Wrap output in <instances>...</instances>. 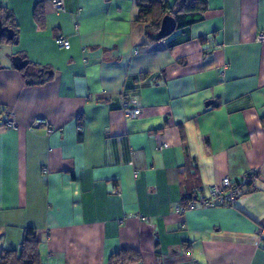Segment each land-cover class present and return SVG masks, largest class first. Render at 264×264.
<instances>
[{
  "label": "crops",
  "instance_id": "obj_1",
  "mask_svg": "<svg viewBox=\"0 0 264 264\" xmlns=\"http://www.w3.org/2000/svg\"><path fill=\"white\" fill-rule=\"evenodd\" d=\"M207 3L151 40L137 0H0L17 36L0 44V251L34 227L43 264H119L128 248L140 258L124 264H264V0ZM251 171L232 206L175 212Z\"/></svg>",
  "mask_w": 264,
  "mask_h": 264
},
{
  "label": "trees",
  "instance_id": "obj_2",
  "mask_svg": "<svg viewBox=\"0 0 264 264\" xmlns=\"http://www.w3.org/2000/svg\"><path fill=\"white\" fill-rule=\"evenodd\" d=\"M137 6V20L145 24L148 38L151 40H153L152 33L159 30L164 15L171 14L176 21V28H182L201 21L208 9L207 0H175L172 6L167 0H137ZM35 17L42 25L43 15L39 8H36ZM4 23L7 24V21ZM14 37H17L15 31ZM14 37L9 38L5 32H0V44L14 41ZM30 82L35 83L36 81L30 80ZM190 198L187 195L183 200L187 201ZM139 258L140 254L137 250L128 248L113 254L111 262L124 264L137 261ZM0 264H43L39 251V239L34 227L23 229L22 240L18 248L0 251Z\"/></svg>",
  "mask_w": 264,
  "mask_h": 264
},
{
  "label": "built area",
  "instance_id": "obj_3",
  "mask_svg": "<svg viewBox=\"0 0 264 264\" xmlns=\"http://www.w3.org/2000/svg\"><path fill=\"white\" fill-rule=\"evenodd\" d=\"M50 4L56 11H64L65 0H50ZM259 39H264V32L259 34ZM55 43L60 49H67L70 46L69 39L62 35L55 38ZM121 104L123 112L126 116L136 117L141 111L137 101L133 98L122 97ZM34 123L44 124L48 133L52 131V128L49 127L48 121L44 118H38ZM4 124L12 129L17 128V123L10 116V114H7ZM254 173V171L244 172L239 174L236 179H231L229 176H226L222 178L219 183L208 184L205 189L206 194L190 198L185 203L176 204L174 206V210L179 214H183L190 209L198 207L210 208L216 206H232L238 196L245 192L248 185L252 181ZM137 217L147 219L142 214H137ZM118 222H122V220L119 219ZM258 235L261 239H264V225L259 227Z\"/></svg>",
  "mask_w": 264,
  "mask_h": 264
},
{
  "label": "water",
  "instance_id": "obj_4",
  "mask_svg": "<svg viewBox=\"0 0 264 264\" xmlns=\"http://www.w3.org/2000/svg\"><path fill=\"white\" fill-rule=\"evenodd\" d=\"M176 29V21L171 16V14H166L163 16L160 28L157 32L152 33V38L155 40H160L165 38L166 36L170 35L174 30ZM0 32H5L9 38L14 37V30L4 25L1 18H0ZM14 42H17V37H14ZM11 63L12 65L18 69V70H24V72H27L29 70V63L26 58H23L22 56L15 54L11 57ZM41 72L44 70L41 69ZM49 73H52V70L48 71Z\"/></svg>",
  "mask_w": 264,
  "mask_h": 264
}]
</instances>
